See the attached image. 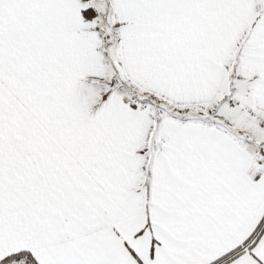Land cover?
I'll return each instance as SVG.
<instances>
[{"label":"snow or ice","instance_id":"1","mask_svg":"<svg viewBox=\"0 0 264 264\" xmlns=\"http://www.w3.org/2000/svg\"><path fill=\"white\" fill-rule=\"evenodd\" d=\"M0 264H264V0H0Z\"/></svg>","mask_w":264,"mask_h":264}]
</instances>
